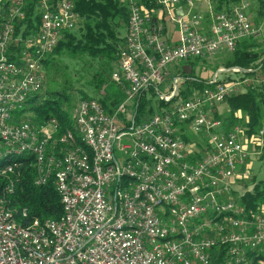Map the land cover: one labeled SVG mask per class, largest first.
Wrapping results in <instances>:
<instances>
[{
    "label": "built area",
    "instance_id": "obj_1",
    "mask_svg": "<svg viewBox=\"0 0 264 264\" xmlns=\"http://www.w3.org/2000/svg\"><path fill=\"white\" fill-rule=\"evenodd\" d=\"M28 1L0 0V9L11 4L7 25H0V132L6 133L0 151L9 146L29 151L36 184L44 183L48 169L59 167L53 180L62 188L68 226L49 221L57 249L50 256H39L37 245L45 244L39 230L33 227L32 235H15L7 230L8 219L2 216L0 264H149V260L250 264L245 248L264 250V201L252 209L237 203L234 191L238 190V196L244 193L239 186L247 176L249 152L242 143L241 128L225 129L215 114L227 95L260 82V77L217 81L213 74L208 80L213 87L195 90L168 110L139 122L125 110L148 87L156 89L159 99L169 100L180 81L172 70L190 58L209 60L232 51L239 40L257 35L264 20L258 25L251 22L245 0L218 12L205 0L209 13L205 28L202 14L193 10L194 0H124L127 30L110 80L125 96L112 112H106L96 97L76 103L78 126L97 144L94 169L84 174L77 146L60 148L61 135L58 140L48 139V132L57 131L50 118L39 123L38 131H31V125L22 122V114H29L26 108L9 113L14 99L43 90L45 59L64 33L78 25L74 0H34L37 23L24 21ZM147 1L155 7L147 9ZM182 5L185 9L178 11ZM166 21L177 27L175 40L164 37ZM25 43H32V51H25ZM170 76L172 89L159 91L157 87ZM99 92L105 93V85ZM12 119H20V128L12 127ZM179 125L184 129H178ZM186 131L199 139L186 141L182 136ZM252 142L264 146V126ZM69 156H76L77 166H69ZM120 168L135 171V178H127L125 191L116 187ZM136 184H144L145 197L130 201ZM164 200L181 203V210L169 207L174 225H166L156 215ZM210 211H219V219L214 226H205ZM119 221L138 222V229L118 231ZM157 232H179V240L156 242ZM23 240H32V247H23ZM213 252H222L223 259L213 261Z\"/></svg>",
    "mask_w": 264,
    "mask_h": 264
},
{
    "label": "trees",
    "instance_id": "obj_2",
    "mask_svg": "<svg viewBox=\"0 0 264 264\" xmlns=\"http://www.w3.org/2000/svg\"><path fill=\"white\" fill-rule=\"evenodd\" d=\"M207 1L211 10L218 12L228 10L239 0ZM145 6L149 9L154 8L155 4L147 1ZM74 10L78 16V26L66 31L45 59L44 88L40 95L38 92L28 99L24 108L29 114H22V121L27 120L33 124H39L46 118L55 116L60 126L56 132L59 135L63 133L62 131L72 127L69 110L73 106L72 90H74L67 75L65 79H62L65 66L61 65L58 59L63 51L78 55L85 54L100 61L101 66L93 72L88 83L92 93L88 94L79 89L78 94L81 98L96 97L106 112H112L125 96L123 90L110 80V73L113 70L111 61L115 62L116 52L122 45L127 30L128 11L124 0H74ZM248 11L252 14V23L258 25L264 20V0H253ZM201 14V25L205 28L209 13L204 11ZM38 19L39 14L35 7V1L29 0L24 21L37 23ZM215 60L213 67L215 70L219 65L225 69L239 68V70L221 71L226 76L217 78V81L260 77V82H254L245 87L243 91L232 93L224 98L223 101L228 106L226 116L221 117L217 113L215 114L223 120L225 129L237 125L238 121L240 122L242 143L247 148L252 141L256 140L258 131L264 126V43L256 36L243 38L237 42L232 51L218 53ZM206 62L201 58H190L173 70L172 75L180 77V81L177 83L176 93L169 100L164 101L157 97L151 101L145 97L144 93L148 90L151 95H154L156 89L148 87L137 95L136 102L129 105L125 111L131 113L134 122H139L154 113L168 110L173 103L189 97L195 90L201 91L205 87H213L214 84L208 82L209 78L204 79L193 72L194 65ZM184 64L190 66L189 71L182 70ZM247 69L250 71H246ZM231 73L238 77H232ZM171 78L170 76L166 79L170 83L167 92L172 89ZM102 85H105L104 94L99 92ZM157 88L159 89V87ZM15 120L20 121V119ZM177 128L184 129V126L179 125ZM182 136L186 141L199 139L198 135L190 131H186ZM263 155L264 146L260 157ZM13 162L16 166L12 167L10 171L0 172V195L3 196L2 198L17 221L25 224L34 218L40 221L47 218H60L62 206L54 186V175L48 177L44 183L36 184L34 181L36 171L31 154L19 155ZM4 163V161H0L1 165ZM245 184H248V181ZM234 196L239 205L245 209H252L257 203L264 201V180L254 183L250 190L240 196L236 197L234 191ZM23 211L25 216H22ZM211 258L213 261L222 260V252L218 255L213 252Z\"/></svg>",
    "mask_w": 264,
    "mask_h": 264
},
{
    "label": "bare ground",
    "instance_id": "obj_3",
    "mask_svg": "<svg viewBox=\"0 0 264 264\" xmlns=\"http://www.w3.org/2000/svg\"><path fill=\"white\" fill-rule=\"evenodd\" d=\"M11 14V4H3V7L0 9V25H7V20L10 19ZM25 51H32V43H25ZM40 90H32L28 95H24L20 98L14 99V101L9 105V113L16 114L20 111V108H24L27 104L28 99L38 93ZM50 118V117H49ZM53 122L54 128L58 131L60 126L57 123L58 120L50 118ZM58 119V118H57ZM72 120V129L68 128L61 133L63 141H60V148L70 149V144L72 146H77L79 152L83 157V172L84 174H91V170L94 169L97 159V144L86 136V132L78 126V113L76 107L74 109ZM25 125H31V131H38L39 124H33L29 121H22ZM38 123V122H37ZM61 125V124H60ZM12 127L20 128V121L12 119ZM57 131L48 132L49 140H58L59 134H56ZM6 140V133L0 132V141ZM18 153L20 155L31 154L29 151H25L24 147L20 146H9L6 147L4 151H0V161H4V164H0V170L6 168L7 166L12 165L14 160V154ZM34 163V159H33ZM69 166H77L76 156H69ZM12 167H7L6 171H10ZM5 172V171H0ZM59 174V167H52L48 169L46 175H43V182L46 181L51 175ZM127 178H135V171L130 168H120L116 170V187L118 191H125V185L127 183ZM35 181V180H34ZM55 189L59 195L61 206H62V215L58 219L47 218L43 221H40L37 218H34L31 222L21 223L17 221L16 217L13 215L11 209L6 205L4 198L0 195V218L2 216L8 219L7 230L14 231L15 235H32L33 227L39 230V238L45 242V244L37 245V253L39 256H50L57 249V238L53 235L52 224L49 221L59 222L61 226H68L67 218V205L65 204V198L63 197V192L61 186L57 185L54 181ZM145 197V187L144 184H136L133 192L130 194V201H140ZM171 207L172 210H181V203L172 202V200H164V206L162 208H156V215L162 218V221L166 222V225H174V216L173 212L169 210ZM22 216H25V212H22ZM219 219V211H210L207 212L204 218L205 226H214ZM138 229V222L130 221H119L118 222V231H127ZM171 240H179V232H157L155 234L156 242H169ZM23 247H32V240H23ZM245 255L248 256V263L264 264V250L252 251V248H245ZM149 264H156V260H149Z\"/></svg>",
    "mask_w": 264,
    "mask_h": 264
},
{
    "label": "rangeland",
    "instance_id": "obj_4",
    "mask_svg": "<svg viewBox=\"0 0 264 264\" xmlns=\"http://www.w3.org/2000/svg\"><path fill=\"white\" fill-rule=\"evenodd\" d=\"M201 1L202 0H198V2H201ZM247 1H245V3L246 4L249 3L248 7H250L253 4V0H247ZM248 16L252 22V14L249 11H248ZM255 36L258 37L260 41L262 40V42L264 43V27ZM206 61H207L206 63H200L198 65L193 66L194 68L193 72L198 74L200 77L204 79L211 78V76L216 71L215 69H213V67L215 66V61H216L215 57L213 56L211 59L206 60ZM58 62L61 65L65 66L64 76L62 79H65L67 75L70 78L73 84V87H74V90H72L73 106L69 110L70 118H72L74 109L76 107V103L78 102L79 99H81V97L78 94V90L79 89L84 90L88 94L92 93L90 87L88 86V83H89V80L91 79L93 72H95L96 69H99V66L101 65L99 64L100 62L99 60L92 59L91 57L85 54L78 55V54H72L67 51H63V54L59 57ZM111 65H112V68L114 69L115 68L114 60L111 61ZM219 68H223V67L219 65L217 69ZM182 70L184 72H187L190 70V66L184 64V66L182 67ZM216 74H217V78H222L226 76L225 73L222 74L221 72H217ZM231 75L232 77H238L236 74H233V73H231ZM166 83H168V81H165L163 85L159 86V90H162ZM38 92H39L38 95H40L41 90ZM144 95L145 97L151 99V101H154L158 97V92H155L154 95H151V93L148 90H146ZM227 111H228V106L224 101L219 103L216 107V113H218V115L221 117L226 116ZM119 116L123 117L122 113H120ZM237 125L240 127L241 124L239 121L237 122ZM193 143L194 142H190V145H193ZM247 149L249 152V156L247 160V168H248L247 176L240 180V186H239V189L240 190L244 189V192L247 190H250L254 183L260 180H264V155L260 157V154L262 153V148L258 145H255V143L251 142L250 146H248ZM19 155L20 154L15 153L13 155L14 156L13 158H15L16 156L18 157ZM247 181H248V184H245L247 183ZM237 193H238V190L236 192V197L238 196Z\"/></svg>",
    "mask_w": 264,
    "mask_h": 264
},
{
    "label": "crops",
    "instance_id": "obj_5",
    "mask_svg": "<svg viewBox=\"0 0 264 264\" xmlns=\"http://www.w3.org/2000/svg\"><path fill=\"white\" fill-rule=\"evenodd\" d=\"M184 9L185 7L182 5L181 7L178 8V11H181ZM193 10L198 11L200 13L206 11L205 0H202L201 2H198V0H194ZM176 36H177L176 25L172 22L166 21L164 23V37L168 40H175ZM172 73H173V70L171 71V74ZM169 85L170 83H166L162 91L167 92Z\"/></svg>",
    "mask_w": 264,
    "mask_h": 264
},
{
    "label": "water",
    "instance_id": "obj_6",
    "mask_svg": "<svg viewBox=\"0 0 264 264\" xmlns=\"http://www.w3.org/2000/svg\"><path fill=\"white\" fill-rule=\"evenodd\" d=\"M234 69L239 70V68H234V67L227 68V69H225V68H219V69H216V71L214 72V74H216L217 72L224 71V70H234ZM246 71H250V69H247Z\"/></svg>",
    "mask_w": 264,
    "mask_h": 264
}]
</instances>
